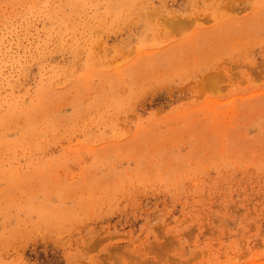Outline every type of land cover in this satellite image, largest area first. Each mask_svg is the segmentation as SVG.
<instances>
[{
    "label": "rangeland",
    "instance_id": "obj_1",
    "mask_svg": "<svg viewBox=\"0 0 264 264\" xmlns=\"http://www.w3.org/2000/svg\"><path fill=\"white\" fill-rule=\"evenodd\" d=\"M0 264H264V0H0Z\"/></svg>",
    "mask_w": 264,
    "mask_h": 264
}]
</instances>
